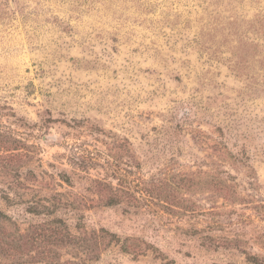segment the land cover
Listing matches in <instances>:
<instances>
[{
  "label": "rangeland",
  "instance_id": "rangeland-1",
  "mask_svg": "<svg viewBox=\"0 0 264 264\" xmlns=\"http://www.w3.org/2000/svg\"><path fill=\"white\" fill-rule=\"evenodd\" d=\"M0 264H264V0H0Z\"/></svg>",
  "mask_w": 264,
  "mask_h": 264
},
{
  "label": "trees",
  "instance_id": "trees-1",
  "mask_svg": "<svg viewBox=\"0 0 264 264\" xmlns=\"http://www.w3.org/2000/svg\"><path fill=\"white\" fill-rule=\"evenodd\" d=\"M114 201H112V203H113ZM251 259H253L254 257H250Z\"/></svg>",
  "mask_w": 264,
  "mask_h": 264
}]
</instances>
